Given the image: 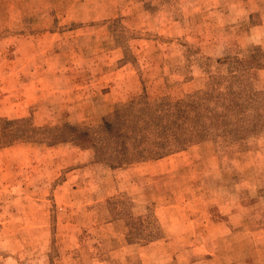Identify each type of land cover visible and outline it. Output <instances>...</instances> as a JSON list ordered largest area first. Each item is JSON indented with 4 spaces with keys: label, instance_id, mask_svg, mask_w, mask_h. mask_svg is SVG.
<instances>
[{
    "label": "rangeland",
    "instance_id": "374dc122",
    "mask_svg": "<svg viewBox=\"0 0 264 264\" xmlns=\"http://www.w3.org/2000/svg\"><path fill=\"white\" fill-rule=\"evenodd\" d=\"M236 60L264 90V0H0V119L99 127L227 85ZM0 264H264V128L120 167L1 147Z\"/></svg>",
    "mask_w": 264,
    "mask_h": 264
},
{
    "label": "trees",
    "instance_id": "16d2710c",
    "mask_svg": "<svg viewBox=\"0 0 264 264\" xmlns=\"http://www.w3.org/2000/svg\"><path fill=\"white\" fill-rule=\"evenodd\" d=\"M231 62L219 60L221 65ZM234 62L227 85L219 74L204 90L176 102L136 100L95 128L39 127L30 119H0V148L19 142H70L91 147L97 161L120 167L159 159L208 138L249 137L264 128V90L241 85L240 64L247 61Z\"/></svg>",
    "mask_w": 264,
    "mask_h": 264
},
{
    "label": "crops",
    "instance_id": "0c3cea01",
    "mask_svg": "<svg viewBox=\"0 0 264 264\" xmlns=\"http://www.w3.org/2000/svg\"><path fill=\"white\" fill-rule=\"evenodd\" d=\"M258 28H260V27H258ZM259 42H261V41H259Z\"/></svg>",
    "mask_w": 264,
    "mask_h": 264
}]
</instances>
